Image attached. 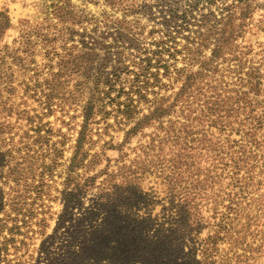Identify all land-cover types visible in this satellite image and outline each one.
<instances>
[{"label": "rangeland", "instance_id": "obj_1", "mask_svg": "<svg viewBox=\"0 0 264 264\" xmlns=\"http://www.w3.org/2000/svg\"><path fill=\"white\" fill-rule=\"evenodd\" d=\"M167 19L170 77L143 90L130 120L96 104L66 180L91 81L133 68ZM151 138L161 149L146 152ZM87 176L57 226L64 193ZM103 180L122 184L105 198L128 216L123 258L113 240L70 249ZM0 224V264H264V0H0Z\"/></svg>", "mask_w": 264, "mask_h": 264}, {"label": "trees", "instance_id": "obj_2", "mask_svg": "<svg viewBox=\"0 0 264 264\" xmlns=\"http://www.w3.org/2000/svg\"><path fill=\"white\" fill-rule=\"evenodd\" d=\"M174 16L175 14L170 13L169 18L173 19ZM187 16L188 15L186 14V12L183 11L180 19H185ZM168 22V19L164 20V27L162 28L163 32L161 31L163 34L160 36V40L154 43V48H148L149 50L144 49L145 52L147 51L146 54H144L143 57H140L137 62H133V68L127 69V67L124 66L122 69H117L103 78L100 77L99 74L97 77L94 78V80L91 81L93 85L92 91L86 102V105L82 109L83 121L80 125V130L78 131V137L75 139V143L72 146V154L69 158V163L67 164V166H65L66 180H71L72 175L77 176L76 171L77 169H79L80 166H82V162L86 155V152L82 150L86 127L88 122H90L91 120V116L96 104L103 107L104 103H102V101L106 99L107 103L114 106L115 110L119 112L121 118L130 120L133 113H135L134 111L137 102H140V99H146L143 90H146L148 86L158 87L160 89V76H165L166 78L170 77L172 71L170 70V64L167 62V59L164 58V56L167 55V57H171L172 59L175 57L177 50L174 47L175 42H173V46L167 45L168 39L172 41L174 39V37L170 34L171 32L169 31ZM217 51L218 50H216L215 48V50L212 51V54H216ZM87 53L88 52L76 53L74 55L73 61L74 59L78 60L76 61V63L74 61L75 68L79 67V63L81 61H89V58H87ZM106 59L107 57L103 58V60ZM173 71L175 72V77L177 78L180 70L174 69ZM122 74H124V78L123 76H121ZM129 74L131 75V77L128 76ZM176 78H174V80ZM122 79H125L128 83L127 90L125 89L126 87L124 86V84L121 82ZM189 79L190 78L188 76L185 77V81L182 84L183 89L180 90L179 95L188 90L190 86V84H188ZM112 92H115L114 96H111ZM121 95L123 97V100L119 101L118 97H120ZM133 95H135L136 98H133ZM164 109L165 108L161 107V104H159L157 107L154 108L153 112L148 115L149 117L143 116V119H146V121H136L133 126H131L127 131H125V141L128 140L131 135L135 134L138 130H140L152 118V115H155V118L159 119L161 115L165 113ZM164 132L167 133V131ZM154 141V138H151L149 140L147 146L144 147V149H147L146 152H148V150H153V148L157 146L158 149H161L159 145L162 142L161 138L158 139V145L154 144ZM174 143H176L175 140ZM146 152L144 153L146 154ZM93 179V176H87L81 180H76L78 182H75V184L73 185L75 189L73 188V191L64 193V205L62 209V214L57 220V226H59L63 222L64 218L70 213L69 209L74 199H76L79 194L85 192V190L93 184ZM121 185L119 184L114 187L109 182H107V180H103L97 187L98 192L95 204H93V206H91L87 210L83 217L80 218L84 220L88 218L87 226L84 230H81L82 232L80 231V240L74 241L76 237H74L73 235V242L71 243L72 247L70 248L72 249L73 253H77L81 250L94 251V249L101 243L102 240L108 242L113 240V244H115V246L112 247L113 245H110L109 253L112 254L113 251L119 254L120 258H123L124 252L126 251L125 245H123V243L125 240L127 241V238L129 237L128 230L130 225H127L128 216L125 217L124 214L119 213V210L118 212H116L112 205L107 204L108 202H111L110 198H108V200L107 198H105L106 190L108 188L116 189V191L118 192L117 189L120 188ZM13 203L14 202H12V204ZM8 231L11 236L14 234L15 231L18 232L17 227L15 225L11 226ZM109 235L110 237H108ZM7 239L8 238H6L4 242ZM9 240H12V237ZM4 249L5 243L3 244V250ZM65 257L66 256L60 258L58 264H75L71 262L68 257ZM109 259H111V264L113 263V261H116L112 260V257ZM120 263L121 261H118L114 264Z\"/></svg>", "mask_w": 264, "mask_h": 264}]
</instances>
